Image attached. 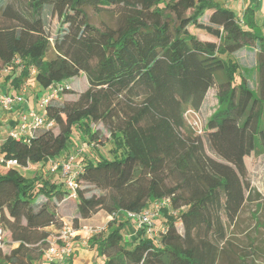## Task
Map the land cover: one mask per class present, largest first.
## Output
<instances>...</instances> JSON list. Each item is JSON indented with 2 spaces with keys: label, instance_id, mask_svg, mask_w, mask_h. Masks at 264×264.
<instances>
[{
  "label": "trees",
  "instance_id": "1",
  "mask_svg": "<svg viewBox=\"0 0 264 264\" xmlns=\"http://www.w3.org/2000/svg\"><path fill=\"white\" fill-rule=\"evenodd\" d=\"M1 7L0 68L18 70L7 76L15 89L34 77L45 91L83 73L88 88L76 100L46 107L58 133L42 129L30 141L9 135L0 141V264H37L49 246L47 228L62 226L56 203L70 194L82 219L100 209L140 213L169 200L159 211L165 220L157 239L144 228L128 240L122 231L130 224L121 215L92 236L89 246L104 257L102 264H207L211 247L220 255L227 223L236 221L253 191L247 161L264 150V35L249 24L255 8L247 7L242 21L215 0H19L18 7ZM86 7L114 11L120 22L97 27ZM253 44L258 92L246 77L237 78L239 64L226 58ZM213 87L219 106L207 129L218 158L185 118L189 109L200 110ZM98 123L109 132L111 157L85 158L74 192L39 167L32 175L23 171L65 151L76 124L95 148L102 145ZM14 159L19 166L7 165ZM82 185L103 196L87 195ZM193 241L201 247H191ZM4 244L17 245L3 253Z\"/></svg>",
  "mask_w": 264,
  "mask_h": 264
},
{
  "label": "rangeland",
  "instance_id": "2",
  "mask_svg": "<svg viewBox=\"0 0 264 264\" xmlns=\"http://www.w3.org/2000/svg\"><path fill=\"white\" fill-rule=\"evenodd\" d=\"M217 3L225 4L233 9L243 21L244 10L248 5H252L255 8L254 18L249 19V24L252 25L258 34L264 35V1L259 0H215ZM7 3H14L16 7L19 6V0H5L3 3L0 1V6L3 8ZM90 22L97 27L112 26L115 27L120 22V16L118 13L108 10L102 13L95 12L92 8H85ZM205 20H208V15L204 17ZM246 20V19H245ZM49 31L54 35L58 28V17L49 18ZM199 35L203 36L201 31L193 29ZM201 33V34H200ZM205 38V37H204ZM52 56V53L49 54ZM227 59H231L239 64V70L237 78L239 76H244L247 78L250 88L254 92H258L259 86V51L255 44L251 46H246L240 51L227 56ZM15 70H9L6 67L0 68V96L4 94H9L15 88L11 84V80L7 79V76L10 74H17ZM64 84L70 85L73 93L64 92L62 93L53 104H61L65 101L76 100L81 92L88 88V80L86 75L83 73L79 76L71 78L63 82ZM27 90V93L34 94L35 97H38L37 92L42 91V87L36 82L34 77H31L27 82L22 85L21 90ZM17 90V89H16ZM29 90V92H28ZM43 94V93H42ZM41 94V95H42ZM219 106V99L217 96V87L209 89L206 94L205 100L202 104V107L199 111H194L189 109L185 118L189 126L193 129L196 134H200L204 141L206 151L209 155L218 158V153L212 147L210 142V132L207 129V123L212 114L216 111ZM4 110L0 105V119L2 118ZM94 128H98L102 131V145H97L96 148L91 144L90 137H86L84 132L80 128L79 124H76L73 128V133L71 139L68 143L67 149L60 154L57 158L60 160L61 156L68 152L66 158L69 155L75 156L76 164L79 166L84 162V159L90 157L95 159L96 157L104 156L111 157V147L112 144L105 139L109 137V132L102 123L93 124ZM55 133L59 132V127L55 126L53 128ZM11 126L5 121L0 125V141H3L10 133ZM53 158V157H52ZM65 158V159H66ZM249 168V178L253 187V191L250 194L249 199L245 203L243 209L241 210L238 218L232 224L227 223V241L221 246L223 247L220 255L218 250L214 247L206 249L207 252V264H264V206L262 205V198L264 197V150L260 151L258 154L252 155L248 161ZM48 163L45 162L40 170L46 172V177H50L58 182H64L60 173L51 174L48 170ZM73 173L77 168H72ZM5 170H2L4 172ZM28 175H32L36 168L24 169L23 170ZM72 176V174H71ZM69 176V177H71ZM65 185V183H64ZM66 187V186H65ZM82 188L88 190L87 195L96 194L99 197L103 196V192L94 186H85L82 185ZM57 213L59 216L60 222L62 225L64 223H69L75 225L74 219L79 218L78 226L89 225V226H105L108 224L109 218L108 213L103 209H100L94 213L90 218L82 219L78 215L77 211V199L74 195L70 194L66 199L61 202L56 203ZM162 214H158L155 221L157 232L155 234V239L159 238L160 228L164 227L163 225ZM224 220L227 221V217L224 215ZM137 227V225H136ZM177 227L182 231V225L177 224ZM61 226L52 225L47 228L51 231V236L49 240L58 233ZM134 230H136L134 228ZM137 230L140 229L137 227ZM126 235V232H123ZM17 244H4L2 246V252H9L11 248L15 247ZM202 242L193 241L190 245L191 247H201ZM188 246V245H186ZM87 247V246H86ZM104 258L100 259L96 264H102ZM69 262V261H68ZM37 264H47L42 258Z\"/></svg>",
  "mask_w": 264,
  "mask_h": 264
},
{
  "label": "built area",
  "instance_id": "3",
  "mask_svg": "<svg viewBox=\"0 0 264 264\" xmlns=\"http://www.w3.org/2000/svg\"><path fill=\"white\" fill-rule=\"evenodd\" d=\"M69 87L71 86L62 82L53 84L47 88L38 98L35 108L22 110L20 116L18 117L16 127L10 131L9 136L16 139H22L24 141H30V139L39 130L54 128L56 126V122L48 117L46 107L49 103H52L59 98V96L64 92V88ZM26 94V89L17 94H4L0 96V105L3 109H10L14 106V104H22L26 100ZM2 161L3 159H0V162ZM46 162L49 164V172L51 174L60 173L66 185L74 192V190L78 187L76 175L79 173L81 168V165L78 166V170H75L73 173L72 168L76 164L74 163L75 156L71 154L66 159L60 160L49 158ZM7 165L19 166L17 160L15 159L8 160ZM37 165L41 168L43 163L36 165L29 164L28 166H22V169L29 170L36 168ZM168 203V199L156 201L151 207L152 209H147L140 213L123 211L119 214L117 213L115 216L109 215V217L111 220L114 219V217H118L120 214H123L127 219L134 221L140 230L145 228L147 235L155 236L157 232L154 223L155 217L159 213L160 208ZM106 229L107 224L105 226L83 225L76 228L72 224L64 223L58 233L52 238V240L49 241V246L44 251L43 259L47 264H68V261L74 256L75 244L77 242H79L82 246H89L90 238L106 231ZM2 236L3 229L0 223V246L2 245Z\"/></svg>",
  "mask_w": 264,
  "mask_h": 264
},
{
  "label": "crops",
  "instance_id": "4",
  "mask_svg": "<svg viewBox=\"0 0 264 264\" xmlns=\"http://www.w3.org/2000/svg\"><path fill=\"white\" fill-rule=\"evenodd\" d=\"M249 6H252V5H248L247 7H249ZM28 92H29V90H28ZM17 93H20V91L13 89L10 94H17ZM42 93H44V90L40 91L39 93L37 92V94H38L37 98L35 97L34 94L27 93L26 94V100L24 103L14 104V106L12 108L2 110L4 115H2V118L0 120L2 122L6 121L9 124V126H11V130H12L14 127H16V124L18 122V117L20 116V113L22 112V110H28L29 108L30 109L35 108L36 102ZM55 159H59V158L56 157ZM60 159H63V158L61 157ZM78 166H79V164H75L73 167L77 168ZM37 169H38V165L36 166V170ZM43 170L44 169H42V172L46 176V172ZM120 215H121V217H118V218H121L124 221H128L130 224V228H128L126 230V238L128 240H133V239L137 238L140 235V231L137 230L136 223L134 221L127 219L123 214H120ZM108 218H109V215H108ZM109 220H110V218H109ZM156 222L157 221H155V223ZM134 228L136 230H134ZM156 230H157V228H156ZM102 258H104V257H98L97 256V252L95 251L94 248H90V246H87V247L82 246L79 242H77L75 244V253H74V256L71 260L72 261L71 264H94L95 262L97 263Z\"/></svg>",
  "mask_w": 264,
  "mask_h": 264
}]
</instances>
